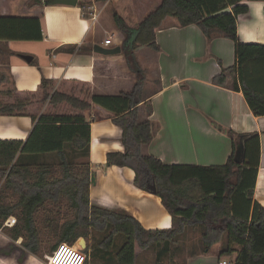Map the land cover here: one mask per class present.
Here are the masks:
<instances>
[{"label":"trees","instance_id":"obj_1","mask_svg":"<svg viewBox=\"0 0 264 264\" xmlns=\"http://www.w3.org/2000/svg\"><path fill=\"white\" fill-rule=\"evenodd\" d=\"M48 1L43 5L50 4ZM94 1L103 4L108 0ZM247 12L245 0H159L158 6L139 23H129L114 8V24L123 37V57L135 77L129 93L94 97L88 83L47 79H42L33 91L0 92V116L37 120L25 142L0 140V232L10 240L0 249V256L17 250L19 262L26 255H52L62 245L71 264H89V258L103 264H137L146 252L152 253L153 264L164 260L172 264L182 257L187 237L198 233L202 253L218 244L220 259L236 255L231 264H264V208L257 203L252 205L260 157L258 135L236 133L216 125L231 142L225 164L164 165L153 156L140 153V147L152 140L154 124L148 120L136 123L143 76L133 52L139 47L159 51L155 31L167 16L174 17L180 27L196 25L208 39L218 37L234 43L235 65L223 73L232 76V88L241 90L252 114L264 116V95L248 88L241 72L239 87L233 76L235 66L239 70L250 60L264 58V45L242 43L238 37V16ZM34 23L38 31L34 40H40L38 21ZM223 73L213 77L212 82L224 86ZM93 105L110 113L112 122L122 132L124 150L107 153V164L131 169L134 185L160 198L171 216L169 229L146 230L126 211L90 203L92 171L87 161L76 165L72 159L88 158L90 125L86 120ZM50 153L58 159L56 170L49 164L32 169L19 162L22 154ZM10 218L14 223L8 226ZM91 232L105 233L94 246L88 240ZM40 234L51 243L43 253ZM117 236H123L125 241L111 253ZM81 240L86 244L72 250ZM17 242L20 243L16 245ZM196 254L194 251L190 256Z\"/></svg>","mask_w":264,"mask_h":264},{"label":"crops","instance_id":"obj_2","mask_svg":"<svg viewBox=\"0 0 264 264\" xmlns=\"http://www.w3.org/2000/svg\"><path fill=\"white\" fill-rule=\"evenodd\" d=\"M44 1L0 0V92L33 91L42 79H47L88 83L94 97L129 93L135 77L126 66L123 37L114 24L113 11L119 10L129 23H139L159 0H108L103 4L77 0L75 6L43 5ZM245 4L248 12L237 19L238 37L242 43L264 45V1L245 0ZM87 6L94 7L95 21L90 20L88 11L83 13ZM34 20L39 24L40 40H34L38 32ZM111 35L110 45L104 46ZM155 42L159 51L139 47L133 52L143 76L136 123L148 120L155 127L151 142L142 145L140 153L164 165L221 166L231 153V142L216 125L236 133L257 134L260 157L252 205L264 208V116L252 114L241 90L232 88V76L223 73L235 65L234 43L218 37L208 39L196 25L180 27L171 16L165 17L155 31ZM94 46L119 47L120 52L102 55L93 51ZM236 68L233 76L237 85L241 72L245 85L264 95V58ZM221 73L226 77L224 86L212 82ZM86 122L90 125V144L85 161L95 177L89 187L90 203L126 211L146 230L169 229L171 216L160 198L137 188L131 169L107 164V153L124 150L121 129L112 122L110 113L93 105ZM36 123L29 117L0 116V140L25 142ZM76 159L73 163L77 165ZM19 162L32 169L49 164L56 170L58 166L56 155L51 153L22 154ZM2 184L0 178V188ZM9 241L0 239L3 247ZM218 252L217 244L206 253L182 255V263L180 258L172 264H220L225 259L231 264L227 258L220 259ZM17 257L0 256V264H17ZM24 258L21 264H29L30 255ZM153 262V255L147 252L137 260V264ZM89 264L103 263L89 258Z\"/></svg>","mask_w":264,"mask_h":264},{"label":"rangeland","instance_id":"obj_3","mask_svg":"<svg viewBox=\"0 0 264 264\" xmlns=\"http://www.w3.org/2000/svg\"><path fill=\"white\" fill-rule=\"evenodd\" d=\"M141 94V93H140ZM72 161H74V159H72ZM78 164L84 163L85 162V158L83 159H79L77 158L75 161ZM63 210V209H62ZM41 216L39 215L37 217V219H39ZM14 223V219L10 218V220L8 222H6V225L11 226V224ZM62 221L59 222V224H61ZM105 233H96V232H91L90 236H89V241L91 242L92 246H94L100 239L101 236H104ZM198 233H195L194 235H189V237H187L188 241H186L185 243V248L183 249L182 255L183 257L189 256L192 252L194 251H199V246H198ZM7 237L0 232V239H6ZM40 238L43 240L42 241V253L43 250L45 248H48L51 243L50 242H46L44 240V235L40 234ZM9 239V238H7ZM125 241L123 236H117L115 238L111 253L115 252L120 246L121 244ZM20 243V242H19ZM86 244L83 243L82 241H77V243H75L71 248L72 250L76 249V248H82V246ZM3 242L0 243V249L3 247ZM69 247V246H68ZM236 247V246H234ZM237 248V247H236ZM148 254H152L151 252H147ZM68 252L65 251L64 247H59L57 249L56 252H54L52 255H39V256H35V255H30V261L29 264H71L70 263V259L67 257ZM17 256L19 255V252L17 250L13 251L9 256ZM181 255V256H182ZM183 257H180L181 260H184ZM236 255L232 254L231 256L227 257V259L230 262H233L235 259ZM23 260H26L25 258H22L17 264H21L23 262ZM226 260V259H225ZM155 263V262H154Z\"/></svg>","mask_w":264,"mask_h":264},{"label":"water","instance_id":"obj_4","mask_svg":"<svg viewBox=\"0 0 264 264\" xmlns=\"http://www.w3.org/2000/svg\"><path fill=\"white\" fill-rule=\"evenodd\" d=\"M50 4H60V5H70V6H75L77 3V0H49L48 1ZM93 51L102 55H115L118 54L120 52V48L116 47V48H112V49H105L99 46H94L93 47ZM27 62L30 61V59H26ZM94 174L92 173L91 175V184H94ZM152 191H155V187L152 186L151 187ZM82 241V240H81ZM83 242V241H82Z\"/></svg>","mask_w":264,"mask_h":264},{"label":"built area","instance_id":"obj_5","mask_svg":"<svg viewBox=\"0 0 264 264\" xmlns=\"http://www.w3.org/2000/svg\"><path fill=\"white\" fill-rule=\"evenodd\" d=\"M94 10L95 9H94L93 6H87V7H85V10H84V11H88L89 12V14H87V15L89 16L90 20H92V21H95L96 20V15L94 14V12H92ZM84 16H86V14ZM112 38H113V35L109 36L108 39H105L104 42H103L104 46H106V47L109 46L110 43H111V39ZM220 264H228V263H227V261L223 260V261L220 262Z\"/></svg>","mask_w":264,"mask_h":264}]
</instances>
